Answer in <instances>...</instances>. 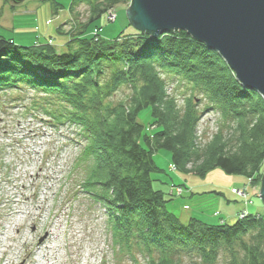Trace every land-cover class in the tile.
Returning <instances> with one entry per match:
<instances>
[{
	"label": "trees",
	"instance_id": "16d2710c",
	"mask_svg": "<svg viewBox=\"0 0 264 264\" xmlns=\"http://www.w3.org/2000/svg\"><path fill=\"white\" fill-rule=\"evenodd\" d=\"M85 1L92 18L63 54L51 45L19 47L0 38V89L26 86L43 92L55 107L46 115L56 124L66 121L80 129L86 145L77 165L89 167L83 192L107 209L117 242L138 237L148 264H182L183 255L199 258L192 264H219L222 251L228 254L226 264H264V216L257 213L264 204L257 197L264 175V98L245 89L216 51L185 31L158 38L127 35L121 44L91 41L85 37L88 28L107 9L128 0ZM164 74L182 77L230 128L206 146L199 144L198 99L193 95L179 107L168 95ZM124 86L130 87V97L112 104ZM149 107L151 131L139 120ZM161 152L185 175L193 173L189 169L200 176L221 169L244 177L253 192L248 202L256 210L241 220L220 216L216 223L193 218L183 224L167 210L173 180L164 181L156 160Z\"/></svg>",
	"mask_w": 264,
	"mask_h": 264
},
{
	"label": "rangeland",
	"instance_id": "374dc122",
	"mask_svg": "<svg viewBox=\"0 0 264 264\" xmlns=\"http://www.w3.org/2000/svg\"><path fill=\"white\" fill-rule=\"evenodd\" d=\"M126 3L107 9L85 37L121 44L123 36L147 34L129 23L131 0ZM91 10L85 0H0V38L19 47L51 45L63 54L92 18ZM163 76L168 95L175 96L179 107L184 108L185 99L193 95L198 99L199 144L206 146L220 130L230 128L220 113L208 111L203 95L193 93L182 77ZM130 95V87L124 86L110 102L116 105ZM54 109L38 90L0 89V264H148L138 237L132 234L129 243L117 242L107 209L83 192L89 167H78L77 158L85 140L76 126L66 121L56 124L46 115ZM151 112V107L146 108L139 117L147 131L153 130ZM156 160L164 169V181L173 180L168 191L173 200L167 210L183 224L193 218L216 223L220 216L230 221L249 208L256 210L248 202L253 192L245 187L244 177L221 169L205 176L189 169L193 173L185 175L177 172L165 152ZM186 183L190 188L178 185ZM257 211L264 216V204ZM180 260L200 263L197 256L183 255ZM227 260V252L222 251L219 264Z\"/></svg>",
	"mask_w": 264,
	"mask_h": 264
},
{
	"label": "water",
	"instance_id": "95a60500",
	"mask_svg": "<svg viewBox=\"0 0 264 264\" xmlns=\"http://www.w3.org/2000/svg\"><path fill=\"white\" fill-rule=\"evenodd\" d=\"M129 6L131 25L154 38L187 32L264 98V0H131ZM260 199L264 203V175Z\"/></svg>",
	"mask_w": 264,
	"mask_h": 264
},
{
	"label": "built area",
	"instance_id": "2783aa9c",
	"mask_svg": "<svg viewBox=\"0 0 264 264\" xmlns=\"http://www.w3.org/2000/svg\"><path fill=\"white\" fill-rule=\"evenodd\" d=\"M259 198H260V196H259ZM247 205H248V202H247ZM250 205H253V207L255 206L252 202H250ZM252 208H249V209H247V210H245L246 212H240V214H239V216H238V218L241 220V219H245V218H247L250 214H252Z\"/></svg>",
	"mask_w": 264,
	"mask_h": 264
},
{
	"label": "bare ground",
	"instance_id": "6f19581e",
	"mask_svg": "<svg viewBox=\"0 0 264 264\" xmlns=\"http://www.w3.org/2000/svg\"><path fill=\"white\" fill-rule=\"evenodd\" d=\"M116 16H117V15H116ZM116 16H115V17H116ZM108 17H109V19H110V15H109ZM127 17H128V16H127ZM128 21H129V19H128ZM129 23H130V21H129ZM151 37H153V36H151ZM153 38H154V37H153ZM196 41H197V40H196Z\"/></svg>",
	"mask_w": 264,
	"mask_h": 264
}]
</instances>
